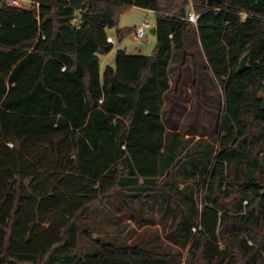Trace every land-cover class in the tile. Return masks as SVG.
Here are the masks:
<instances>
[{
  "label": "trees",
  "instance_id": "obj_1",
  "mask_svg": "<svg viewBox=\"0 0 264 264\" xmlns=\"http://www.w3.org/2000/svg\"><path fill=\"white\" fill-rule=\"evenodd\" d=\"M33 1L0 0V264H181L183 249L185 264H264V0H194L197 25L189 0ZM132 7L156 14L154 52L119 49L102 76ZM193 27L224 95L217 148L161 117ZM118 193L125 216L156 210L169 244L94 238L85 224Z\"/></svg>",
  "mask_w": 264,
  "mask_h": 264
},
{
  "label": "rangeland",
  "instance_id": "obj_2",
  "mask_svg": "<svg viewBox=\"0 0 264 264\" xmlns=\"http://www.w3.org/2000/svg\"><path fill=\"white\" fill-rule=\"evenodd\" d=\"M145 21L150 23L151 28L154 27L156 25L155 12L140 7H132L120 14L117 27L107 29L108 35L113 39L114 48L107 54L99 55L102 64L100 72L102 76L107 65H115L118 49H125L129 52L139 50L145 55L153 54L157 39L155 34L151 32V28L146 29V35L141 41L136 38V34L133 31L134 27L141 26ZM119 29L126 30L122 38L118 36ZM197 43L198 33L196 28L193 27L186 35V51L175 50L173 52L174 60L179 64V70L182 69L185 75L181 78L182 74H177L178 71H176L172 74V77L173 79H175L174 77L181 78L182 85L186 82H190L193 85L194 91L188 99L192 109L185 116V129L192 133L207 135L204 138L215 143L217 148L224 95L209 69L200 42ZM174 99L176 101L175 106L172 107L173 112H171L169 107L167 110L171 112V119H175L173 121L176 122V114H182L188 105L187 103L183 104L181 97L175 96ZM201 137H196V139ZM260 182L264 187V174L261 176ZM204 195L205 188L196 187V199L199 206L204 200ZM121 199L126 198L123 194L118 193L114 206L110 207V204H106L105 207L97 209L93 213L91 220L85 224V226L87 225L93 230L94 238L127 244H135L138 241L169 244L165 238L163 219H160V215L156 210L151 211L148 207L134 201V206L140 209V213L135 219H132L123 214L124 208L121 206ZM176 248L179 249V247ZM187 253V249L182 250L181 264H185Z\"/></svg>",
  "mask_w": 264,
  "mask_h": 264
},
{
  "label": "crops",
  "instance_id": "obj_3",
  "mask_svg": "<svg viewBox=\"0 0 264 264\" xmlns=\"http://www.w3.org/2000/svg\"><path fill=\"white\" fill-rule=\"evenodd\" d=\"M134 28H136V27H134ZM199 42H200V39H199V35H198V43ZM185 44H186V38H185ZM200 45H201V43H200ZM185 48H186V46H185ZM125 51L129 54H142L139 50L136 52H134V51L129 52L127 50H125ZM184 51H186V50H184ZM186 55L188 56V54H186ZM101 65L102 64H101V59H100V72H101V68H102ZM178 66H179V64L174 60V53H173V57H172L170 67H169L170 89L164 95L165 106H164V109H163L162 114H161L163 124H164L167 131L176 130V131H179L182 134H184L186 137H188V136L205 137L207 135L202 134V133H197V134L192 133L188 129H185V124H184L185 116L192 109L191 104H190V100H188V99H189V96L192 95L194 90H193V85L190 82H186L184 85H182L181 78L184 77L185 73H184V71H182V69L179 70ZM176 71H178L177 74H182L180 79H178L176 77H174L175 79H173L172 74ZM175 81H176V83H175ZM175 96L181 97L183 104L185 105V103H187V105H188L187 109L184 110V112H182V114L181 113H178V115L176 114V122L173 121L175 119H171V112H173L172 107L175 106V101L177 99V98L174 99ZM168 107L170 108L171 112L169 110H167Z\"/></svg>",
  "mask_w": 264,
  "mask_h": 264
},
{
  "label": "built area",
  "instance_id": "obj_4",
  "mask_svg": "<svg viewBox=\"0 0 264 264\" xmlns=\"http://www.w3.org/2000/svg\"><path fill=\"white\" fill-rule=\"evenodd\" d=\"M35 3L33 0H7V4L9 6H13V7H31V5ZM37 4V7H39V3H36ZM189 11H188V14H187V17H185L186 20L194 23L195 25H197V22L200 18V14L199 13H196L195 9H194V0H189ZM241 20L244 22L246 20V14H242L241 15ZM76 22L78 23V25H80L81 23V20L80 18H77L76 19ZM148 28H151V25L149 22L145 21L142 23L141 26L139 27H136L135 28V34H136V38L138 40H142L145 35H146V29ZM108 41L109 42H113L112 38L109 36L108 37ZM196 229L194 228V231Z\"/></svg>",
  "mask_w": 264,
  "mask_h": 264
},
{
  "label": "water",
  "instance_id": "obj_5",
  "mask_svg": "<svg viewBox=\"0 0 264 264\" xmlns=\"http://www.w3.org/2000/svg\"><path fill=\"white\" fill-rule=\"evenodd\" d=\"M216 1H220V0H208V4L212 5ZM151 32L155 34L156 32L155 26L151 28ZM249 60H250V53L248 52L241 58L239 65H238L237 73L240 74L244 72V70L249 66ZM263 108H264V105H263Z\"/></svg>",
  "mask_w": 264,
  "mask_h": 264
}]
</instances>
